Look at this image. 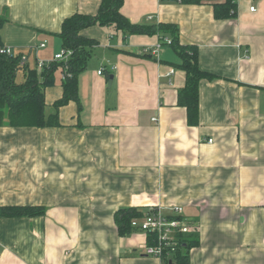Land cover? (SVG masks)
Wrapping results in <instances>:
<instances>
[{
	"label": "crops",
	"instance_id": "obj_1",
	"mask_svg": "<svg viewBox=\"0 0 264 264\" xmlns=\"http://www.w3.org/2000/svg\"><path fill=\"white\" fill-rule=\"evenodd\" d=\"M100 3L0 0L2 40L28 53L45 42L28 61L52 60L63 21ZM237 3L235 19H217L210 5L123 1L133 23L178 24L217 76L200 82L196 125L178 105L186 73L164 62L180 57L168 45L140 54L157 35L84 31L99 43L79 76L81 108L62 106L58 127L0 125V206L46 207L0 217V264H165L143 253V232L120 236L115 223L120 208L150 205L182 206L197 221L190 264H264V0ZM61 81L46 89L47 112Z\"/></svg>",
	"mask_w": 264,
	"mask_h": 264
},
{
	"label": "trees",
	"instance_id": "obj_2",
	"mask_svg": "<svg viewBox=\"0 0 264 264\" xmlns=\"http://www.w3.org/2000/svg\"><path fill=\"white\" fill-rule=\"evenodd\" d=\"M124 0H101L96 14L76 12L67 17L60 32L54 33L61 40L62 49L70 50L67 62H52L42 70L37 68V60L33 66L28 62L21 63V54L2 52L5 44L1 29L6 22L5 16H0V125L12 127H58L60 123L59 110L70 101H75L81 108L79 98V76L87 68L93 56L97 39L87 36L84 31L94 25L114 26L124 36L157 35L162 46H170L180 57L179 61L168 62L175 68L186 73L185 85L179 90L178 105L186 107L190 125L199 122L200 82L217 78L203 70L199 64V52L195 45L180 42V31L175 23H133L121 11ZM185 5H210L217 19H235L237 17V0H161ZM170 38L171 42H166ZM150 56L151 54H142ZM153 55H151L152 57ZM66 73L62 79V96L53 103V110L47 112L46 89L55 85L56 73ZM22 72L23 80L17 81V74ZM146 209L137 207L120 208L115 213V223L120 236L141 232L133 227L132 221L142 218ZM46 214V207L39 205H2L0 217H37ZM152 244V240L148 242ZM199 245V232L185 233L180 237V244L173 255V264H190V250ZM170 259L164 263L169 264Z\"/></svg>",
	"mask_w": 264,
	"mask_h": 264
},
{
	"label": "built area",
	"instance_id": "obj_3",
	"mask_svg": "<svg viewBox=\"0 0 264 264\" xmlns=\"http://www.w3.org/2000/svg\"><path fill=\"white\" fill-rule=\"evenodd\" d=\"M254 10V7H251ZM166 42L170 43L171 40L166 38ZM45 42L41 43L39 47H44ZM162 43L159 42L154 46H145L142 54H159ZM38 46L34 45L29 49V53L37 50ZM2 52L7 54H21V63L28 62L29 53L26 51L16 52L13 47L5 46ZM71 51L62 49L56 53L54 58L49 61L37 60V68L42 70L45 66L52 62H67L71 55ZM248 54L245 58H248ZM105 67L99 70V74L103 73ZM174 70H171L173 73ZM66 73H62L61 79H66ZM156 120V119H154ZM212 142V139L209 140ZM184 208L179 205L173 206H160L150 205L146 209V214L142 218H137L132 221L133 227L139 229L146 235L147 241L143 248V253L146 255L160 258L161 260L170 259L173 262V255L177 251V246L180 244V237L185 233L198 232V225L192 219L185 216ZM152 240V244L148 242ZM175 264V262H174Z\"/></svg>",
	"mask_w": 264,
	"mask_h": 264
},
{
	"label": "rangeland",
	"instance_id": "obj_4",
	"mask_svg": "<svg viewBox=\"0 0 264 264\" xmlns=\"http://www.w3.org/2000/svg\"><path fill=\"white\" fill-rule=\"evenodd\" d=\"M36 46H40V44L39 45H36ZM96 54H95V56L93 57L94 58V60H95V58H96ZM91 62H93V59L91 60ZM29 63L31 64V66H33L34 65V63H35V58L33 57V55H31V58H30V61H29ZM57 76H56V82H60V80H61V77H62V72L61 71H58L57 73ZM23 80V74H22V72H19L18 74H17V81H22ZM53 109V108H52ZM188 219L190 220V218L188 217ZM193 221H195L196 223H197V221L195 220V219H192ZM197 225H198V223H197ZM199 232V231H198Z\"/></svg>",
	"mask_w": 264,
	"mask_h": 264
},
{
	"label": "water",
	"instance_id": "obj_5",
	"mask_svg": "<svg viewBox=\"0 0 264 264\" xmlns=\"http://www.w3.org/2000/svg\"><path fill=\"white\" fill-rule=\"evenodd\" d=\"M112 80H113V79L111 78V79H110V82H109L110 84L112 83ZM170 264H173V263H172V262H170Z\"/></svg>",
	"mask_w": 264,
	"mask_h": 264
}]
</instances>
